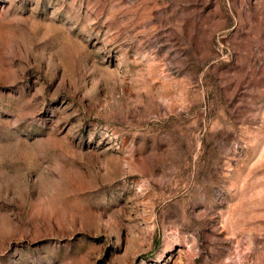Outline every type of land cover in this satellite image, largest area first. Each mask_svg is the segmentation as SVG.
<instances>
[{
  "label": "rangeland",
  "instance_id": "374dc122",
  "mask_svg": "<svg viewBox=\"0 0 264 264\" xmlns=\"http://www.w3.org/2000/svg\"><path fill=\"white\" fill-rule=\"evenodd\" d=\"M0 264H264V0H0Z\"/></svg>",
  "mask_w": 264,
  "mask_h": 264
}]
</instances>
